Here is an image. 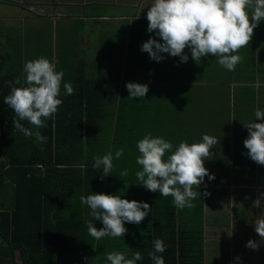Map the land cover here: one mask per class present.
I'll return each instance as SVG.
<instances>
[{"label":"trees","instance_id":"1","mask_svg":"<svg viewBox=\"0 0 264 264\" xmlns=\"http://www.w3.org/2000/svg\"><path fill=\"white\" fill-rule=\"evenodd\" d=\"M77 26V32H81L82 24ZM263 29L264 21H260L256 27V46L251 47L249 62L243 64L244 68L253 69L262 60L261 52L260 58H256V50H260L258 42H264ZM47 31L50 33L51 29ZM55 34L54 54L50 36L37 30L30 34L32 40L38 42L35 52L28 53L32 52L29 42L24 46L28 55L26 60L14 53L18 45L6 53L0 52V264H62L63 261L79 264L86 251L91 255L104 251L106 247H100V241L87 231L85 221L92 220V217L88 206L81 203L80 196L107 194L112 185L131 184L125 181L129 174L116 176L110 172L109 176L101 178L102 168L92 167L93 158L106 155L113 145L129 151L133 145L130 134L141 131L139 125L132 124L133 116H144L149 103H146V97H136L132 103L125 85L127 82L185 84L187 80L183 73V77L178 75L181 69L173 71L166 66L182 67L179 57L167 54L162 61L151 62L148 53L140 50L150 36L159 39L154 33L147 32L141 22L129 29L127 38H122L124 44L118 45V40L107 36L108 42L113 43L106 48L99 45L96 50L100 51L101 58L91 63L85 59V51L81 48L83 38L79 34L59 28ZM184 52L191 58L187 48ZM40 56L50 60L56 58V70L64 73L59 96L63 103L45 121L46 127L36 129L27 121L21 122L33 133L39 131L46 137L42 143L35 135L25 137L13 128V119L18 117L4 103V97L11 91L7 82L19 78L21 83L14 86H26L23 65ZM154 65L158 66L157 74ZM88 67L95 69L91 75L87 74ZM65 82L72 84L73 95L65 94ZM159 110L154 108L153 115ZM114 118L117 120L115 124L111 123ZM107 125L113 133L125 138L118 137L111 143L104 141L102 134ZM156 198L147 232L143 238L133 240L134 248L141 245L152 251V241L160 238L167 246V255L175 254L173 246L181 254L195 250L199 260L191 264H203V232L200 227H180L173 198ZM99 222L94 221L97 229ZM192 230H198L199 236L196 237ZM191 238L198 241L192 243ZM139 264H152V261L143 260Z\"/></svg>","mask_w":264,"mask_h":264},{"label":"crops","instance_id":"2","mask_svg":"<svg viewBox=\"0 0 264 264\" xmlns=\"http://www.w3.org/2000/svg\"><path fill=\"white\" fill-rule=\"evenodd\" d=\"M138 1L0 0V52L6 53L9 50H13V46L18 45L14 53L18 56L20 55V59L26 60L28 55L24 46H26L27 42L32 44V52L28 53H33L38 44L37 40H32L30 36L35 30L39 31L40 34L44 33L48 37L50 36L53 54L56 50L55 30L57 28L61 31H72L83 38L84 31L92 36L98 28L101 36H104L107 34L109 27L112 30L117 28L116 32H120L121 28L119 27H122L121 31L125 30L124 28H128L125 34L127 38L129 29L132 26L141 22L142 25L146 26V29L148 27L146 14L149 6L144 2L141 6L136 7ZM108 2L114 10H124L123 15L121 16L116 11L110 15L106 13L102 7H106ZM121 17L124 20L126 19V23H119ZM108 18H111L108 20L109 23L107 21ZM129 19L131 21L128 24ZM133 20H137L139 23L134 24ZM80 24H82L83 29L79 33L76 27ZM49 28L51 29L50 33L47 31ZM107 36L110 37V35ZM257 36L255 28L249 45L242 47L236 53L242 56L243 60L236 65L233 71L222 67L218 63L219 57H214L211 54L197 61L189 58L186 62L188 65H184L182 62V67L175 65L171 67V64H166L173 71L181 69L178 75L183 77V73L184 77H187L185 84L163 83L160 85H148L149 90L145 95V100L149 104L146 106L145 115L133 116L132 121L135 126L139 125L140 129L138 128V130L141 131L130 134L132 147L129 151L126 148H122L124 149L123 155L119 160H114L113 162L114 167L111 173L117 176L122 170L127 169L129 177L125 181H130L131 184L112 185V190L107 191V194L120 195L122 199L129 201L146 202L152 209L157 199L156 197L161 195L158 192L148 191L137 184L139 182L135 173L142 170V166L136 163V157L140 155L137 141L148 133H151L153 137H162L168 140L173 144L174 149L181 141H186L189 144L199 142L204 134L214 136L217 141H220L210 150L212 156H209L204 161V166L210 174H214L215 179L209 181L206 176L198 190L194 188V190L202 194L201 199L198 197L193 201L194 207L176 208L177 225L180 227L186 225L190 228L200 227L203 232V264H264V242L261 241V238L254 230L255 220L264 215V166L258 165L251 160L249 167L257 164L260 167V171L253 175L249 174L250 172L246 171L249 158L246 155L248 150L243 145L244 139L248 136L247 128L244 125L249 122H264L255 118V111L258 108L264 109V42L262 50H256V58H260L259 52H261L262 58L257 63V66L253 69L243 67V64H248L249 62L248 55L251 52V47L253 45L256 46ZM61 41L65 42L62 39ZM112 43L107 42L108 46ZM257 47L260 48V45ZM187 50L188 54L191 55L190 49L187 48ZM96 52L99 54L97 59L87 60L85 56L88 63L95 62L101 58L100 51ZM162 55L165 56L167 53H162ZM148 60L154 62L150 58ZM178 61H180L179 58ZM153 67L156 70L155 74H157L158 66L154 65ZM88 69V75H91L93 70L95 71L93 68H90V71ZM220 70L227 72V74L236 73L238 78L235 82L229 81L230 85H225V87L230 86V89H232V110L233 115H236L235 117H230L229 121L225 119L218 121V117H216L224 114V109H227L222 103V94L228 90H221L219 82L213 79L219 72H222ZM159 74L160 76L162 75V73ZM109 100L113 101L112 99ZM114 101L117 103L116 99ZM134 102V98H132V103ZM154 108L156 111L160 109L155 116L153 115ZM215 109H217V113ZM183 110L198 111L199 116L194 117L199 118V122H195L194 117L191 116L183 117ZM201 111L204 117H201ZM212 114L214 117H211ZM249 118L251 120H248ZM207 119L213 120L208 122ZM232 119H234L233 122H231ZM116 121L115 118L111 119V123L115 124ZM231 124L234 126L232 127ZM203 125H208L210 132L203 133L202 129L199 128ZM215 126L220 127L216 128ZM228 136L230 137V142L232 141L229 147L226 145L225 138ZM102 137L104 141L107 140L110 143L118 137L121 140L125 138L124 136L120 137L119 133H113L112 128L108 125L105 127ZM113 146L109 148V152L114 154L117 148L114 146V149ZM223 151H228V155L233 156L229 158L227 155L230 161L225 162L224 158L226 156L223 155ZM242 166L243 168H241ZM217 172L219 173L216 174ZM221 172H223L222 177L218 178L217 175L219 176ZM116 176L115 178H117ZM205 191L210 193V195L204 196L203 193ZM150 214L151 211L140 224L125 223L124 226L127 229V233L123 237H105L100 239V247H106L105 250L100 253L95 252L93 255L86 251L85 256L79 259V264H109L106 260V253L110 251L125 252L129 258H131L132 252L140 251L143 257L140 260L141 263L143 260L148 262L150 258L147 254L150 251L145 247L142 248L141 245L134 248L133 240L143 238V235L146 234L150 225ZM99 223L98 229L103 227L102 222L100 221ZM192 232L196 237L199 236V233H196L198 230H192ZM191 239L192 243L198 241L196 238ZM249 240L258 243L259 247L257 250L245 246ZM173 251L175 254L171 256L166 254V250L158 255L163 256L165 264H191L192 262L197 263L199 260V254L197 255L195 250L189 254L186 252L181 254L178 248L176 249L173 246ZM85 257H87V260L84 259ZM236 257H240V259L236 260ZM140 261H137V264ZM67 263L69 262H62V264Z\"/></svg>","mask_w":264,"mask_h":264},{"label":"clouds","instance_id":"3","mask_svg":"<svg viewBox=\"0 0 264 264\" xmlns=\"http://www.w3.org/2000/svg\"><path fill=\"white\" fill-rule=\"evenodd\" d=\"M147 32L154 33L159 39L149 37L143 42L140 50L149 58L160 62L162 53L171 57H179L180 62H187L185 54L190 49L193 61L201 60L209 54L219 57L218 63L229 71L235 70L243 57L236 54L239 49L249 45L254 29L260 21H264V0H153L147 8ZM56 58L51 60L40 56L23 65L25 84L20 87V79L7 82L10 94L4 97L7 104L18 119H13V128L25 137L35 135L38 142H45L46 137L39 131L33 133L22 121L36 129L46 127L45 121L51 118L63 103L59 98L64 73L57 71ZM128 98H144L148 92L147 84L127 82ZM66 95H73L75 90L70 82L63 83ZM255 118L264 121V111H255ZM248 136L243 145L248 150L246 155L258 165L264 166V122H249L244 125ZM220 141L204 134L199 142L191 144L181 141L175 147L162 137H153L151 133L137 141L140 153L136 163L142 166L135 176L140 186L161 196L173 198L172 203L178 209L192 208L193 201L201 193L198 190L207 176L209 181L215 179L204 166V161L212 156L211 149ZM124 153L120 148L102 157H94L92 167L101 169L103 177L109 176L113 170V160H119ZM128 170L120 173L126 176ZM197 189V190H194ZM204 196L210 195L207 191ZM80 201L90 209L92 220H86L87 231L96 240L105 237H123L127 233L125 223L140 224L149 215L151 207L148 203L122 199L120 195L91 193L81 195ZM102 222L103 227L97 229L94 221ZM254 230L264 242V215L254 222ZM153 250L148 257L153 264H165L159 253L166 250L164 241L156 238L152 241ZM247 248L257 250L259 245L249 240ZM140 251L128 254L122 251L106 253L109 264H137L142 259ZM87 260V257L84 258ZM239 260L240 257H236Z\"/></svg>","mask_w":264,"mask_h":264},{"label":"rangeland","instance_id":"4","mask_svg":"<svg viewBox=\"0 0 264 264\" xmlns=\"http://www.w3.org/2000/svg\"><path fill=\"white\" fill-rule=\"evenodd\" d=\"M108 4H109V2H108ZM108 4L106 5V7H104V6L102 7V9L104 11H106V13H108L110 15V14L115 13V11H116L118 14H121V16L123 15L124 10H122V9H115L114 10L111 7V5L110 4L108 5ZM9 8H11V7H9ZM109 19H111V18H108L107 21ZM120 19H121V21H119V23H123V22L126 23V19L124 20V19H122V17ZM132 19H136V18H132ZM130 21H131V19H129V21L127 23L129 24ZM108 23H109V21H108ZM133 23L134 24H137V23H139V21L133 20ZM259 24H260V22H259ZM119 28L123 29L122 27H119ZM116 29L117 28H115L114 30H112V28L109 27V29L107 30V34L104 35V36H101V34L99 33L98 28L96 29L95 33L92 36L90 35V33L86 32V31L83 32V39H82V43H81V48L84 49L85 54H86L85 56H86L87 60L97 59L99 57V54L96 52V51H98V50H96V48L99 45H101L103 48H106L108 46V44H107V42H108L107 35H110V37L112 39H114V40H118V42H117L118 45H121V44L126 43L124 41L122 42V38L125 37L126 31L128 30V28H124L125 30H123V31H121V29H120L119 30L120 32H118V31L116 32ZM261 32H262V30L260 31V34H262ZM263 33H264V31H263ZM258 44H261L260 45V49L262 50L263 41L262 42L259 41ZM121 47H123V46H121ZM90 70L91 69L89 68L88 71H90ZM220 71H222V72H219L218 75H216L213 79L215 81L219 82V84L221 85V88H220L221 90H228V91H225L222 94V97H223L222 98V103L224 104V106L227 107V109H224V111H223L224 114H221V116L217 115L216 117H218V121H222V119H225V120L229 121L230 117H235L236 115H233V110H232L233 109L232 89H230V86L225 87V85H230V82H235L238 78H237V74L236 73L235 74H233V73L232 74H227V72H225L223 70H220ZM187 94H189V93H187ZM215 111L217 113V109H215ZM190 112H192V113H190ZM182 113H183V115H182L183 117L199 116V112L198 111L195 112V110H186V111L183 110ZM201 117H204V116H202V111H201ZM211 117H214V115L212 114ZM193 119H194L195 122L196 121L199 122V120H198L199 118H195L194 117ZM207 120L209 122L210 120L212 121L213 119H207ZM248 120H251V118H249ZM233 121H234V119H232L231 122H233ZM220 126H222V125H220ZM220 126H215V127L216 128H219ZM231 126L233 127L234 125L231 124ZM199 128L202 129V132L203 133L210 132V129H209V126L208 125L207 126L206 125H203V126H200ZM225 138H226V145H227V147H229L231 145L232 141L230 142V137L229 136L228 137H225ZM225 138H222V139H225ZM223 153H224L223 155L226 156V158H224L225 159V162L230 161L228 159V157L229 158L230 157H233L232 155H228V151H223ZM227 155H228V157H227ZM250 161H251V158H248L246 171L247 172H250L249 174L253 175L256 172H259L260 171V167L257 164H254L253 167H249V165H250L249 162ZM221 167H223V166H221ZM241 168H243V166ZM223 172H221V174L219 176L217 175V177L218 178L222 177ZM218 173L219 172H217L216 174H218ZM220 181L223 182V180H221V179H220Z\"/></svg>","mask_w":264,"mask_h":264},{"label":"flooded vegetation","instance_id":"5","mask_svg":"<svg viewBox=\"0 0 264 264\" xmlns=\"http://www.w3.org/2000/svg\"><path fill=\"white\" fill-rule=\"evenodd\" d=\"M146 3V5L150 6L153 3V0H139L138 3L136 4V7L141 6V4Z\"/></svg>","mask_w":264,"mask_h":264}]
</instances>
